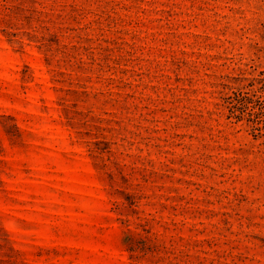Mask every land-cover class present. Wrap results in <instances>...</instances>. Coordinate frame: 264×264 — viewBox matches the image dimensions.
I'll use <instances>...</instances> for the list:
<instances>
[{"label":"rangeland","instance_id":"374dc122","mask_svg":"<svg viewBox=\"0 0 264 264\" xmlns=\"http://www.w3.org/2000/svg\"><path fill=\"white\" fill-rule=\"evenodd\" d=\"M0 264H264V0H0Z\"/></svg>","mask_w":264,"mask_h":264}]
</instances>
